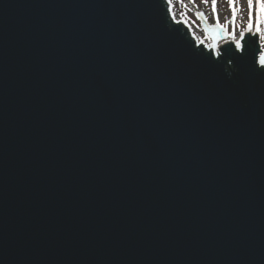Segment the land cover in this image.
Instances as JSON below:
<instances>
[{"label": "water", "instance_id": "obj_1", "mask_svg": "<svg viewBox=\"0 0 264 264\" xmlns=\"http://www.w3.org/2000/svg\"><path fill=\"white\" fill-rule=\"evenodd\" d=\"M171 6L0 0V264H264L257 24Z\"/></svg>", "mask_w": 264, "mask_h": 264}, {"label": "rangeland", "instance_id": "obj_2", "mask_svg": "<svg viewBox=\"0 0 264 264\" xmlns=\"http://www.w3.org/2000/svg\"><path fill=\"white\" fill-rule=\"evenodd\" d=\"M171 5L175 18L185 20L189 23L191 28H193V32H196L199 39H203L205 33L200 26L198 18L195 17L194 12H196V10L203 11L208 21L212 22L218 20L221 25L224 24L227 28L230 27L229 17L231 15L233 16L234 12L233 28L235 36L238 35L240 30L245 28L249 19V6L247 0H232L231 5L229 4V0H217L216 8L218 17L213 14L212 0H207V3H205L204 0H172ZM258 8L259 6L256 5L255 0H253V6L251 9L252 26L257 24V27L260 30L258 35L264 36V13H258ZM258 15L259 22H257ZM257 27L254 28L255 31ZM260 45H264V40H260Z\"/></svg>", "mask_w": 264, "mask_h": 264}, {"label": "snow or ice", "instance_id": "obj_3", "mask_svg": "<svg viewBox=\"0 0 264 264\" xmlns=\"http://www.w3.org/2000/svg\"><path fill=\"white\" fill-rule=\"evenodd\" d=\"M166 2L169 5H171L172 0H166ZM204 2L207 3V0H204ZM231 2H232V0H229V4L230 5H231ZM216 3H217V0H212V6H213L212 7V11H213V14L218 17ZM247 3H248V6H249V19L251 20V18H252L251 9H252V6H253V0H247ZM255 4L259 6L258 13H264V0H255ZM168 11H169V14H171L172 8L169 7ZM199 15H203V13H200ZM234 15H235V13L233 12V16ZM257 22H259V15L257 16ZM249 28H251V25H249ZM259 31L260 30L257 27L256 32L259 33ZM240 37L241 38L244 37V32H241L240 33ZM259 40H264V36H258V41ZM234 47H235V50L237 52H241V53L243 52V45L240 42V40H235L234 41ZM256 64L258 65V67L260 69H264V45H262L261 48H260V53L257 56Z\"/></svg>", "mask_w": 264, "mask_h": 264}, {"label": "bare ground", "instance_id": "obj_4", "mask_svg": "<svg viewBox=\"0 0 264 264\" xmlns=\"http://www.w3.org/2000/svg\"><path fill=\"white\" fill-rule=\"evenodd\" d=\"M204 42H206L208 45L212 44L215 45L216 40H210L204 36V39H202Z\"/></svg>", "mask_w": 264, "mask_h": 264}]
</instances>
